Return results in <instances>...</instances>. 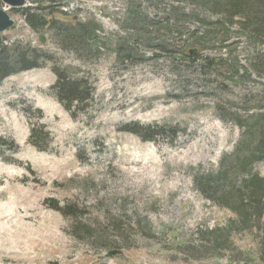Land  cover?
Masks as SVG:
<instances>
[{
    "label": "rangeland",
    "instance_id": "374dc122",
    "mask_svg": "<svg viewBox=\"0 0 264 264\" xmlns=\"http://www.w3.org/2000/svg\"><path fill=\"white\" fill-rule=\"evenodd\" d=\"M164 1L183 12L181 32L221 27L223 17L195 0ZM160 2L66 0L60 10L69 16L56 20L101 28L84 47L34 33L22 15L32 0L8 10L5 44L29 45L44 59L0 82V264H264L249 235L227 253L212 251L202 232L224 229L232 215L195 186L234 152L236 118L264 108L254 67L264 45L247 40L237 18L228 50L177 40L162 54L135 43L133 63L120 59L131 15L152 18ZM58 74L82 81L88 99L68 110ZM156 128L163 137L146 141ZM253 170L264 176V164Z\"/></svg>",
    "mask_w": 264,
    "mask_h": 264
},
{
    "label": "trees",
    "instance_id": "16d2710c",
    "mask_svg": "<svg viewBox=\"0 0 264 264\" xmlns=\"http://www.w3.org/2000/svg\"><path fill=\"white\" fill-rule=\"evenodd\" d=\"M32 2L34 5L23 9L22 15L27 26L38 35L45 33L52 35L59 43L84 47L86 40L94 38L96 30L101 29L96 22L86 25L80 23L73 28L56 20L54 18L56 13L64 17L69 16L64 10H60V6L67 5L66 0H32ZM194 5L206 6L214 14L221 15L223 17L221 27L208 28L202 35L197 31L181 32L176 27L184 17L183 12H178L175 6L161 0L158 7H163L162 13L152 18L136 12L131 15L129 20V30L133 34L131 45L126 43L129 48L119 46L118 57L133 63L138 52L135 43H142L162 54L172 53L169 47H174L178 41L177 45L183 47L184 43L191 42L194 48H203V40L208 43L213 41L219 43L220 49L228 50L232 45L229 44L232 23L237 18L241 19L240 28L246 39L251 43L254 41L255 46L264 45V0H195ZM222 7H225V12ZM218 35L221 36L220 39L217 38ZM43 59L44 57L29 45L23 46L19 43L6 45L4 37L0 35V82L11 75L38 68L39 62ZM257 59L260 60V54ZM254 67L259 76L264 77V61L261 60ZM55 87L59 102L68 110L74 108V104L81 105L88 99L87 87L80 80L66 81L58 74ZM235 121L241 131V139L234 152L224 157L221 169L215 176L206 175L195 181L198 194L217 207L228 210L232 220L224 229L215 228L202 233L207 235L204 241L209 243L213 252L224 253L229 251L230 245L241 235H249L256 243L257 258L263 263L264 176H260L253 169L259 163L264 164V108L247 120L237 117ZM159 130L153 131L154 134H146L149 136L144 139L154 141L155 137H163ZM132 133L141 134L139 130H133ZM31 141L33 142V138ZM33 145L38 147L35 142Z\"/></svg>",
    "mask_w": 264,
    "mask_h": 264
},
{
    "label": "water",
    "instance_id": "95a60500",
    "mask_svg": "<svg viewBox=\"0 0 264 264\" xmlns=\"http://www.w3.org/2000/svg\"><path fill=\"white\" fill-rule=\"evenodd\" d=\"M1 2L7 9H21L26 7V0H1ZM4 7L0 9V35L4 34L14 25V21Z\"/></svg>",
    "mask_w": 264,
    "mask_h": 264
}]
</instances>
